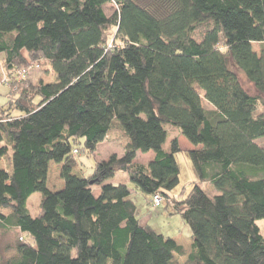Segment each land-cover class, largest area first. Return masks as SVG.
<instances>
[{"label":"trees","instance_id":"16d2710c","mask_svg":"<svg viewBox=\"0 0 264 264\" xmlns=\"http://www.w3.org/2000/svg\"><path fill=\"white\" fill-rule=\"evenodd\" d=\"M256 42L264 0H0V264H177L175 255L264 264V98L239 79L264 93ZM34 67L43 69L36 81L25 76ZM114 120L122 155L96 161L89 176L74 172V154L94 155ZM164 124L193 146L197 181L182 199L171 194L181 147L176 136L164 148ZM138 151L154 157L136 162ZM51 162L60 164L57 190ZM119 171L133 186L106 182ZM137 192L152 208L159 195L156 209L172 199L191 229L188 253L139 221Z\"/></svg>","mask_w":264,"mask_h":264},{"label":"rangeland","instance_id":"374dc122","mask_svg":"<svg viewBox=\"0 0 264 264\" xmlns=\"http://www.w3.org/2000/svg\"><path fill=\"white\" fill-rule=\"evenodd\" d=\"M115 8L114 4H106L104 6V10L107 14H111ZM204 25H200L197 27L195 31L196 38H200L205 30ZM113 32H111V36ZM264 44L261 43H253V50L259 54L260 50ZM43 74V69L40 67H34L30 69L28 73L25 75L29 79L36 81ZM239 79L249 94L252 95H261L264 98V93L259 94L254 89L253 85L248 82L244 75L239 72ZM1 83V82H0ZM7 91L6 86L4 84H0V104L6 102V98L4 92ZM202 104L206 109H211L212 106L209 105L206 100H202ZM164 128L167 130V137L164 142V148L167 149L170 139L173 137L177 138L180 136L179 129L171 124H164ZM123 133L122 127L117 120L113 121V126L108 133V138L105 141L98 144L96 148L95 154H91L86 150L81 149L83 144V138H79V142L75 144V147L80 148L79 152L74 154L73 158L75 159V169L74 172H78L79 174H83L84 176H89L92 171L96 161H101L106 159L109 155L118 154L121 149L122 138L121 135ZM181 138L184 142L180 143L181 151L176 155V161L179 167V184L171 191V194L176 196L178 199H182L187 196L189 193L191 186L194 182L197 181V175L192 165V162L187 153L188 145L191 144L181 135ZM179 142V140H178ZM256 143L264 148V137L256 139ZM137 161L142 164H146L149 159L148 154H143L137 157ZM3 165L0 163V167ZM59 169L60 165L51 162L49 164L47 182L48 186L57 190L60 189L63 185L62 179L59 177ZM106 182H122L126 185L133 186V184L128 180L126 173L117 172L112 178L107 180ZM99 186H95V191L98 192ZM202 188L208 195L216 194L217 191L211 185L210 182H205L202 185ZM41 194L38 192L33 193L28 199V208L32 216L36 215L39 210V202H40ZM135 204L137 205V216L141 223H147L151 226L155 231L173 238L179 245H181L185 249V253H188L191 248V229L188 224H186L179 214L171 213V204L172 199H168L166 202L162 203L160 207L152 208L150 203L148 202L147 196L137 192L132 196ZM257 225L260 228L261 233L264 235V219H259L256 221ZM186 256H174V260L177 264H183Z\"/></svg>","mask_w":264,"mask_h":264},{"label":"crops","instance_id":"0c3cea01","mask_svg":"<svg viewBox=\"0 0 264 264\" xmlns=\"http://www.w3.org/2000/svg\"><path fill=\"white\" fill-rule=\"evenodd\" d=\"M178 140H179V145H180V143L184 142L183 139L181 138V135L178 137ZM103 141H105V140H103ZM103 141H102V142H103ZM124 142H125V141H123V143H124ZM100 143H101V142H100ZM100 143H99V144H100ZM184 143H185V142H184ZM185 144H186V143H185ZM122 145H123V144H122ZM122 145H121V149H120V151L118 152L119 155H122V153H123V147H122ZM189 149H193V146H192V145H191V146L188 145V150H189ZM143 154H148L150 160L154 157V153H153L152 151H148V152H145V153H142V152H139V151H138L137 154H136L135 161L138 162V161H137V157H138V156H141V155H143ZM59 165H60V164H59ZM114 183H116V182H114ZM176 242H177V241H176Z\"/></svg>","mask_w":264,"mask_h":264},{"label":"built area","instance_id":"2783aa9c","mask_svg":"<svg viewBox=\"0 0 264 264\" xmlns=\"http://www.w3.org/2000/svg\"><path fill=\"white\" fill-rule=\"evenodd\" d=\"M19 74H22V76H24V74H26V72H22V73H19ZM161 203V197L159 195H153V207H157L159 206V204Z\"/></svg>","mask_w":264,"mask_h":264}]
</instances>
